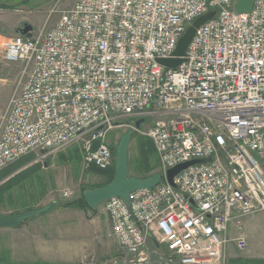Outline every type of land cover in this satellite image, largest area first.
Segmentation results:
<instances>
[{
  "label": "built area",
  "instance_id": "built-area-1",
  "mask_svg": "<svg viewBox=\"0 0 264 264\" xmlns=\"http://www.w3.org/2000/svg\"><path fill=\"white\" fill-rule=\"evenodd\" d=\"M237 4L78 0L54 27L6 38L0 61L22 72L0 113V173L75 142L85 169L107 171L115 161L109 136L128 128L152 141L161 176L128 201L103 203L131 262L144 264L161 247L164 264H228L229 246L245 252V220L264 212V0L249 13ZM213 12L180 66L159 63Z\"/></svg>",
  "mask_w": 264,
  "mask_h": 264
},
{
  "label": "rangeland",
  "instance_id": "rangeland-1",
  "mask_svg": "<svg viewBox=\"0 0 264 264\" xmlns=\"http://www.w3.org/2000/svg\"><path fill=\"white\" fill-rule=\"evenodd\" d=\"M77 2L78 0H0V43L6 38L18 35L25 25L32 26L34 33L43 28L48 30L54 27L60 17L59 12L72 8ZM50 12L53 14L50 15ZM21 72V64L7 65L0 61V113L6 110L19 84ZM152 124L153 120L148 119L145 126L150 127ZM130 131L128 128H119L109 136V141L115 148L116 154L121 139ZM139 142L149 146L152 144L149 138L137 133L133 134L129 145V177L142 178L158 172L159 167L147 173L143 170V163H139L140 169L133 165V162L139 158ZM156 157L158 156L155 153L151 154L149 158L151 167H155ZM34 160L33 157L25 158L19 164L1 172L0 182L10 178L0 185L2 186L0 188V215H16L46 207L49 209L62 208L64 204H73L74 200H80L83 192L105 186L111 177L108 170L106 173H100L95 168L87 170L83 167V154L78 142L69 145L60 153L45 160L44 163L33 164ZM261 162L264 165V161ZM11 174L14 175L12 178ZM65 190L71 192L70 197L63 198ZM53 202L55 204H52ZM96 212L99 214L103 212L102 205ZM263 216L261 212L259 217ZM95 242L98 244V241ZM260 243H264V232L250 240L251 246L255 244L258 246ZM156 254L157 256L151 252L147 256L149 260L144 264H164V248H157ZM0 255L4 256L2 253ZM95 257H92L93 262H95ZM108 257L107 264H133L131 259H134L116 248L111 239L109 240Z\"/></svg>",
  "mask_w": 264,
  "mask_h": 264
},
{
  "label": "crops",
  "instance_id": "crops-1",
  "mask_svg": "<svg viewBox=\"0 0 264 264\" xmlns=\"http://www.w3.org/2000/svg\"><path fill=\"white\" fill-rule=\"evenodd\" d=\"M28 157L35 159L33 164L44 163L38 161L37 155ZM9 178L2 180L0 185ZM102 207L103 212L99 214L96 212L99 207H66L64 204L62 208H50L31 218L26 225L17 229H0V254L4 255H0V264H107L109 240L116 248H119V244L112 236V224L104 204ZM259 215L245 220L244 234L248 248L240 252L233 245L229 246L228 264H264V243L259 244L261 247L250 245L251 238L264 232V216L260 218ZM92 257H95V262Z\"/></svg>",
  "mask_w": 264,
  "mask_h": 264
},
{
  "label": "water",
  "instance_id": "water-1",
  "mask_svg": "<svg viewBox=\"0 0 264 264\" xmlns=\"http://www.w3.org/2000/svg\"><path fill=\"white\" fill-rule=\"evenodd\" d=\"M254 1L255 0H238L237 11L240 13H249L252 10ZM214 16L215 13L213 12L197 19L193 23V25L186 31L184 36L179 40L177 50L174 53L175 58L170 60H159V63L168 68H177L178 66H180L184 61L183 58L185 57L186 51L193 38L195 37L197 30L203 24L211 20ZM32 31V26L25 25V27L20 30V34L30 38L32 35ZM137 126H140V122L137 123ZM132 136L133 132H129L121 139L116 154V174L114 180L105 187L84 192V199L89 208L94 209L96 207H99L105 201L112 198H122L128 201L130 193L141 189H149L157 186L160 183V175H155L147 180L129 177V145ZM196 163L198 162L185 164L170 171L168 173L169 181L172 183L174 177L181 170L187 168L189 165H193ZM48 209L49 207H46L40 210L28 211L14 216H0V229H17L24 225L31 218L44 213Z\"/></svg>",
  "mask_w": 264,
  "mask_h": 264
},
{
  "label": "trees",
  "instance_id": "trees-1",
  "mask_svg": "<svg viewBox=\"0 0 264 264\" xmlns=\"http://www.w3.org/2000/svg\"><path fill=\"white\" fill-rule=\"evenodd\" d=\"M151 143H152V141H151ZM113 151H114V154L116 156V150H115V148H113ZM138 151H139V158L136 161L133 162V165L135 166V168L140 169L139 163H143L144 164L143 165V170L145 172L149 173L152 170H154L156 167H158V157H156L155 167H151L149 165V158H150L151 154L152 153H155L156 154V151H155V148H154L153 143L150 144V146H149V145H146L145 143H140L139 142ZM128 168H129V164H128ZM95 170H97V169H95ZM97 171L100 172V173H106L107 172V171H99V170H97ZM108 171H109V173H111V177L109 178V182L105 186L109 185L114 180V178H115V174H116V162L115 161L113 163V166ZM155 175H157V173L154 174V175L152 174V175L144 176V177L138 178V179L147 180V179L152 178ZM105 186H103V187H105ZM66 207L89 208L88 205L86 204L85 199H84V192H83V195L80 198V200L74 202L73 204H68V205H66Z\"/></svg>",
  "mask_w": 264,
  "mask_h": 264
},
{
  "label": "flooded vegetation",
  "instance_id": "flooded-vegetation-1",
  "mask_svg": "<svg viewBox=\"0 0 264 264\" xmlns=\"http://www.w3.org/2000/svg\"><path fill=\"white\" fill-rule=\"evenodd\" d=\"M116 159H117V155L115 156V161H116Z\"/></svg>",
  "mask_w": 264,
  "mask_h": 264
}]
</instances>
